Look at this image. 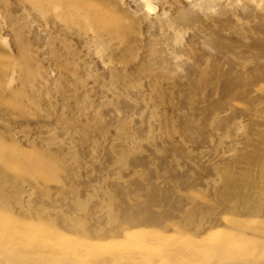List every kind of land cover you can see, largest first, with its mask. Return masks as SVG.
Listing matches in <instances>:
<instances>
[{"label": "rangeland", "instance_id": "1", "mask_svg": "<svg viewBox=\"0 0 264 264\" xmlns=\"http://www.w3.org/2000/svg\"><path fill=\"white\" fill-rule=\"evenodd\" d=\"M0 264H264V0H0Z\"/></svg>", "mask_w": 264, "mask_h": 264}, {"label": "bare ground", "instance_id": "2", "mask_svg": "<svg viewBox=\"0 0 264 264\" xmlns=\"http://www.w3.org/2000/svg\"><path fill=\"white\" fill-rule=\"evenodd\" d=\"M245 203V202H244ZM243 204V203H242ZM164 253V252H163ZM163 258H164V256H163ZM156 262L158 261V260H155ZM162 263V262H161Z\"/></svg>", "mask_w": 264, "mask_h": 264}]
</instances>
